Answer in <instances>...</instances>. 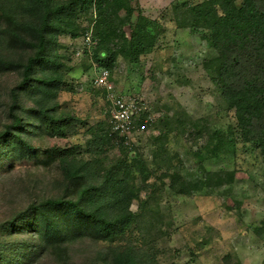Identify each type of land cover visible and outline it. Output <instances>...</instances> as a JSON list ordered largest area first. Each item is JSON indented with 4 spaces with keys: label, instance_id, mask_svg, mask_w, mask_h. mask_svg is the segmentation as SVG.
<instances>
[{
    "label": "rangeland",
    "instance_id": "rangeland-1",
    "mask_svg": "<svg viewBox=\"0 0 264 264\" xmlns=\"http://www.w3.org/2000/svg\"><path fill=\"white\" fill-rule=\"evenodd\" d=\"M200 1L129 0L119 16L111 15L113 26L124 20L128 36L141 15L149 18L156 42L137 61L120 52V30L104 37L116 60L110 67L97 61L102 36L98 13L87 2L65 30L50 34L51 61L34 71L50 83L36 81L39 91L22 88L23 67L0 69V264H111L126 251L138 264H224L226 257L264 264V158L242 138L235 109L206 68L218 54L208 30L182 26L176 16L175 5ZM33 53L0 34L1 58L26 62ZM100 67L109 69L111 90L95 81ZM116 97L134 111L135 127L127 135L113 129ZM30 107L61 119L65 133L50 134L48 117L40 120ZM162 141V155L155 159ZM54 147L68 151L59 156ZM162 156L171 162H159ZM169 164L188 180L209 175L211 184L183 193L164 175ZM70 166L85 167L77 188ZM115 171L129 190L109 211L126 212L129 223L107 238L42 206L51 198H81L79 188ZM107 202L101 192L82 204ZM38 206L63 229L53 242H45L38 229Z\"/></svg>",
    "mask_w": 264,
    "mask_h": 264
},
{
    "label": "trees",
    "instance_id": "trees-1",
    "mask_svg": "<svg viewBox=\"0 0 264 264\" xmlns=\"http://www.w3.org/2000/svg\"><path fill=\"white\" fill-rule=\"evenodd\" d=\"M202 0L188 4L186 8L175 5L177 20L182 26L204 27L216 47L218 54L206 61V68L218 84L223 97L235 109L242 138L261 150L264 158V0ZM94 4L98 13V29L100 41L95 50L97 61L110 67L116 60L115 50L106 44L104 37L109 34L118 35L121 31L120 52L130 61H137L156 42V34L149 29V18L141 15L134 23L131 35L122 30V23L113 26L111 15L119 16V10L129 6V0H0V34H9L12 39L25 47L34 48L26 62L7 60L0 57V69L23 67L24 76L20 87H30L39 91L36 81L50 83L51 78L36 77L37 66H46L51 58L48 55L50 34L62 32L66 22L75 14L77 8H85L86 3ZM113 10V11H112ZM120 18V17H118ZM107 56L103 57V53ZM29 112L40 120L48 117L47 131L50 134H64L61 119L47 116L41 107H30ZM15 127L20 129L21 118L16 117ZM67 122H72L67 120ZM12 138L19 135L8 132ZM157 138V140H161ZM164 142L154 151L155 159L161 154ZM68 149L54 147L53 152L62 156ZM159 162L170 163L169 157ZM71 167V168H70ZM68 167L71 182L77 188L79 180H85V167ZM171 169H173L172 172ZM231 176L233 173H231ZM164 175L169 176L170 185L183 193H190L203 185L211 184L208 180H188L178 173L174 166H167ZM98 184L85 185L79 193L81 198H51L42 206H52L56 212L70 216L76 225L90 226L99 238H107L115 229L125 228L128 214L114 215L109 211L111 206H119L125 193L129 190L121 172L106 173ZM219 183H223L220 180ZM218 184V183H217ZM129 188V187H128ZM105 193L109 205L100 204L84 207L97 194ZM131 198V197H130ZM83 203V204H82ZM128 206V205H127ZM110 208V209H109ZM107 209V210H106ZM130 213V212H129ZM38 229L45 236L44 241L53 242L52 236L63 231L53 216L47 215L42 207H36ZM111 264H138L135 256L126 251L114 257ZM224 264H241L239 259L226 257Z\"/></svg>",
    "mask_w": 264,
    "mask_h": 264
},
{
    "label": "built area",
    "instance_id": "built-area-1",
    "mask_svg": "<svg viewBox=\"0 0 264 264\" xmlns=\"http://www.w3.org/2000/svg\"><path fill=\"white\" fill-rule=\"evenodd\" d=\"M87 35L88 42H90L91 36L89 33ZM109 78V69L106 67H100L98 74L95 77V81L100 87L111 90L113 85ZM114 103L115 105L111 109L113 129L122 135H127L131 133L135 127L134 111L130 109L129 103L121 97L114 98Z\"/></svg>",
    "mask_w": 264,
    "mask_h": 264
}]
</instances>
